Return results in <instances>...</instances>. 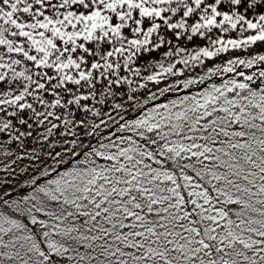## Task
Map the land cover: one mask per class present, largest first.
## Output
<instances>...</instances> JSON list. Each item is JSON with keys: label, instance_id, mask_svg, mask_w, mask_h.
Here are the masks:
<instances>
[{"label": "snow or ice", "instance_id": "6c2138e0", "mask_svg": "<svg viewBox=\"0 0 264 264\" xmlns=\"http://www.w3.org/2000/svg\"><path fill=\"white\" fill-rule=\"evenodd\" d=\"M0 264H264V0H0Z\"/></svg>", "mask_w": 264, "mask_h": 264}, {"label": "rangeland", "instance_id": "374dc122", "mask_svg": "<svg viewBox=\"0 0 264 264\" xmlns=\"http://www.w3.org/2000/svg\"><path fill=\"white\" fill-rule=\"evenodd\" d=\"M255 47V46H254Z\"/></svg>", "mask_w": 264, "mask_h": 264}]
</instances>
